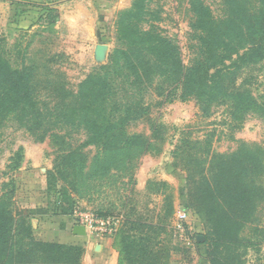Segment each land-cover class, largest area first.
<instances>
[{
  "label": "trees",
  "instance_id": "trees-1",
  "mask_svg": "<svg viewBox=\"0 0 264 264\" xmlns=\"http://www.w3.org/2000/svg\"><path fill=\"white\" fill-rule=\"evenodd\" d=\"M151 2L135 0L118 13L119 44L75 90L41 83L31 67H14L0 39V128L15 126L40 141L64 140L60 131L66 129L83 135L81 146L119 155L148 146L141 134L127 129L150 110L149 94L164 101L195 99L205 112L225 105L235 123L251 116L264 120V0H219L218 15L205 0H188L194 14L188 63L178 41L153 24ZM59 18L57 9L48 8L40 22L50 25ZM182 142L173 155L186 173L189 205L207 226L202 243L209 264H247L241 231L254 220L264 194L258 183L264 174L263 149L243 144L229 154L200 153ZM52 192L57 194L51 202L54 214H72L68 187ZM128 222L146 231L135 235L131 227L120 233L119 264H168L162 247L157 251L152 243L158 229L154 223L140 217ZM83 253L77 245L38 240L26 216L18 217L0 196V264H79Z\"/></svg>",
  "mask_w": 264,
  "mask_h": 264
},
{
  "label": "rangeland",
  "instance_id": "rangeland-1",
  "mask_svg": "<svg viewBox=\"0 0 264 264\" xmlns=\"http://www.w3.org/2000/svg\"><path fill=\"white\" fill-rule=\"evenodd\" d=\"M123 1L130 3L118 10L111 23L109 55L119 44L118 13L130 9L135 0ZM205 2L216 15L221 13L219 0ZM150 8L155 14L153 24L178 41L188 63L194 43L190 36L194 14L188 0H152ZM12 19L11 16L9 21L0 22L5 57L14 67H31L33 78L41 83L52 81L75 90L80 81L108 61L109 55L98 65L68 51L70 42L62 27L42 23L30 31H20ZM260 89L261 86H255L256 93ZM148 96L150 110L127 129L130 134H141L148 146L119 155L102 154L97 146H81L83 135L68 134L66 129L59 130L64 140L47 137L40 141L15 126L0 128V196L9 200L18 217L26 216L38 240L59 239L66 223L78 224L80 213L94 212L117 219L111 245L120 248L122 231L132 227L135 235L145 234V228L128 222L140 217L158 228L152 243L157 251L162 247L161 257L168 264H209L206 244L202 243L207 226L189 205L186 173L173 152L183 145V140L196 146L200 153L210 149V153L229 154L243 144L264 151V120L251 116L235 123L225 105L205 112L195 99L164 101L155 93ZM199 141L201 145L196 144ZM258 183L264 187V174ZM61 185L68 187L74 199L69 215H55L51 203L57 195L52 191L56 192ZM256 209L254 220L241 231L247 264H264V194ZM183 214L186 217L182 219ZM201 235L203 240L199 239ZM85 237L86 241L65 244L84 249L79 264H95L96 239L100 235L80 239Z\"/></svg>",
  "mask_w": 264,
  "mask_h": 264
},
{
  "label": "crops",
  "instance_id": "crops-1",
  "mask_svg": "<svg viewBox=\"0 0 264 264\" xmlns=\"http://www.w3.org/2000/svg\"><path fill=\"white\" fill-rule=\"evenodd\" d=\"M129 3L130 1L125 3L123 0H0V22H6L12 16V24L17 30L30 31L43 25L40 17L48 8H55L59 11L60 18L50 25L62 27L63 34L70 42L68 51L81 58H89L92 63L99 65L109 55L111 44L108 35L111 23L118 10L129 6ZM99 46L104 47L103 57L96 55V48ZM75 225L66 223L59 239L47 237L42 240L64 244L86 241L87 237L80 239L83 236L74 233ZM86 236L89 237L88 234ZM112 236H100L96 239L95 264H119L120 249L117 244L116 248L111 245Z\"/></svg>",
  "mask_w": 264,
  "mask_h": 264
},
{
  "label": "built area",
  "instance_id": "built-area-1",
  "mask_svg": "<svg viewBox=\"0 0 264 264\" xmlns=\"http://www.w3.org/2000/svg\"><path fill=\"white\" fill-rule=\"evenodd\" d=\"M182 219L185 214L180 216ZM82 224L86 227L88 235L110 236L117 230V219L114 216L100 215L94 212H83L79 214Z\"/></svg>",
  "mask_w": 264,
  "mask_h": 264
},
{
  "label": "water",
  "instance_id": "water-1",
  "mask_svg": "<svg viewBox=\"0 0 264 264\" xmlns=\"http://www.w3.org/2000/svg\"><path fill=\"white\" fill-rule=\"evenodd\" d=\"M97 53H98V56L99 57H103L104 56V47L102 46H99L98 49H97ZM74 233L76 235H81V236H86L87 235V230H86V227L82 224H77L75 225L74 227ZM203 236H199V239L203 240Z\"/></svg>",
  "mask_w": 264,
  "mask_h": 264
}]
</instances>
